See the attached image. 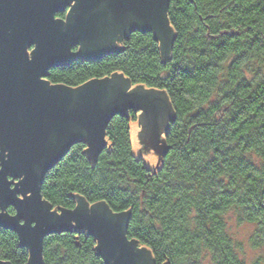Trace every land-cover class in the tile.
Returning a JSON list of instances; mask_svg holds the SVG:
<instances>
[{"label": "trees", "instance_id": "16d2710c", "mask_svg": "<svg viewBox=\"0 0 264 264\" xmlns=\"http://www.w3.org/2000/svg\"><path fill=\"white\" fill-rule=\"evenodd\" d=\"M166 14L167 56L153 31L134 30L120 47L56 66L48 79L76 87L118 72L164 91L174 112L167 153L145 166L132 154L128 120L115 115L96 159L86 143L73 145L42 176L40 192L53 210L74 208L79 195L124 212L126 237L152 264H246L225 214L235 209L253 223L252 244L264 247V0H169ZM96 245L81 228L49 233L43 261L105 264ZM28 258L18 234L0 227V260Z\"/></svg>", "mask_w": 264, "mask_h": 264}, {"label": "water", "instance_id": "95a60500", "mask_svg": "<svg viewBox=\"0 0 264 264\" xmlns=\"http://www.w3.org/2000/svg\"><path fill=\"white\" fill-rule=\"evenodd\" d=\"M64 3L68 4L62 8ZM70 3L73 9L72 13L68 11L69 22L56 18V13L64 11ZM168 3L169 0H0V140L5 141L9 150V159L0 169V204L15 209V214L5 209L0 211V227L15 231L27 246L26 264H44V237L74 227L94 236L96 249L105 264H152L143 246L126 237L124 212H113L104 201L88 204L79 195L75 196L74 208L53 210L43 199L40 184L45 172L73 143L85 141L84 151L92 161L106 147L105 127L109 118L120 112L119 100L103 103L112 91L123 92L133 100H138V95L149 94L147 99L157 105L154 107L158 108L159 102L167 109L165 125L174 117L166 93L142 85L133 86L118 72L76 87L59 83L49 86L43 77L50 67L76 59H96L120 47L116 44L99 47L101 51L88 57L80 54L84 43L94 41L102 46L101 42L108 40L110 35L105 33L104 24L114 17L119 21L134 16V25L124 37L134 30L153 31L159 39L161 54L167 56L173 38L166 14ZM33 44L29 57L28 48ZM75 46H79L77 52L72 51ZM76 101L78 104L68 109L67 105ZM140 108L136 106L135 110ZM148 113L151 114V109ZM71 124L86 129L84 139L74 137L64 150L60 149L65 146L57 149L47 146L49 127L65 137ZM130 126L132 154L143 157L144 165L153 168L169 148L162 140V152L157 153L144 140L145 133H140L137 123ZM45 159L48 164L43 170L40 162ZM8 170L14 178H20L19 187H11ZM0 264L8 263L0 260Z\"/></svg>", "mask_w": 264, "mask_h": 264}, {"label": "flooded vegetation", "instance_id": "af4514ba", "mask_svg": "<svg viewBox=\"0 0 264 264\" xmlns=\"http://www.w3.org/2000/svg\"><path fill=\"white\" fill-rule=\"evenodd\" d=\"M68 3H64L62 5V8L65 6V4H68ZM72 7H73V3H70L64 11H62V10L58 11L56 13V18L62 19L66 23L69 22V20L71 18V14H69L68 11H70L72 13V9H73ZM62 8H60V9H62ZM134 21H135L134 16H129L125 19L123 17L119 21H118V18L117 19L115 17L112 18L111 20H109L107 22V24H104L105 26H107L105 29V33L110 35L109 38L107 37L108 40L105 39V41L101 42L102 46H100L98 42H94V41L84 43L83 46H81L80 54H82L83 57H88V56H91V55L96 54L97 52L101 51L99 49V47L105 48V47H108L110 45H115L117 43V41H120L124 37V33H126V31L132 25H134ZM67 28H68V26H67ZM33 47L34 46H31L28 48V53L31 52ZM78 49H79V46H75L72 49V51L77 52ZM30 56L31 55H29V57ZM52 68H54V67H50L49 69H46L44 71L46 73V76L43 77V79L48 82L47 84H49V86H53L56 84V83L50 82L48 79L49 72ZM47 84H45V86ZM79 94H82V92L80 91ZM138 96H139L138 100H133L129 96L125 97V93H123V92H120V91L119 92H113L112 91L111 94L108 96V99H103V103L106 104V103H111V100H114V101L119 100L117 106H118V109L120 112L111 116L109 118V121L115 115H123L128 120V122H130V121H134L136 123L139 122L140 133L143 132L142 134L145 133V136H146V138L144 140L150 146L152 145V148H154L157 153L161 154L162 149H163L162 140H164V139H162V135H163V132L166 130L167 125H168L167 123H166L167 125L164 124V119H167V117H168L167 109L165 108L163 103L159 104V102H158V108L154 107L157 105H154V103L149 102L147 99V96H149V94H142V95H138ZM77 104H78V101L68 104L67 107H68V109H73V107H75ZM136 106H141V108L135 110ZM148 109H151V114L148 113ZM133 115H135V117H136L135 120H132ZM68 133L69 134L64 137V136L58 134L56 132V130H54L52 127H49V130L47 132V138H46L47 146L48 147H55L56 149L61 148L62 146H65V147L60 149V150H62V149L64 150L70 144L71 140L74 137L84 139L87 131L84 127H82L80 125L71 124L70 131H68ZM142 134H141V136H142ZM71 135H73V137L68 138ZM62 137H64V138H62ZM163 137H164V135H163ZM81 142L85 143V141L82 140V141L73 143L70 146V148L73 145L81 143ZM105 143H106V145L108 143L106 134H105ZM44 158H46V157H44ZM8 159H9V150L6 147L5 141L0 140V169H1L3 162H5ZM46 161H47V159H45L44 161L42 160L40 162V166L43 168V170L45 169V167L48 164V163H46ZM38 165H39V163H38ZM19 179L20 178H18V177L14 178L13 175L11 174L10 170H8V180L10 181V183H11L10 185L12 188L19 187V185H17V182H19ZM17 195L19 197H22V195L20 193H17ZM2 209H5L10 214H15V209L13 206H8V207L4 208V206L2 204H0V211Z\"/></svg>", "mask_w": 264, "mask_h": 264}, {"label": "rangeland", "instance_id": "374dc122", "mask_svg": "<svg viewBox=\"0 0 264 264\" xmlns=\"http://www.w3.org/2000/svg\"><path fill=\"white\" fill-rule=\"evenodd\" d=\"M116 45H121V41H117ZM32 46H35L34 44ZM34 48V47H33ZM29 55H32L29 53ZM134 121L129 122V126ZM137 128H140V124L137 123ZM131 131V126H130ZM130 133V132H129ZM142 162L145 160L143 157ZM225 220L227 224V230L230 236L239 244L240 248L238 255L246 264H254L256 262L264 264V247L255 246L252 244L251 235L254 232L255 226L253 223L247 221H241L238 218L237 210L231 209L225 214ZM141 246V245H139Z\"/></svg>", "mask_w": 264, "mask_h": 264}]
</instances>
